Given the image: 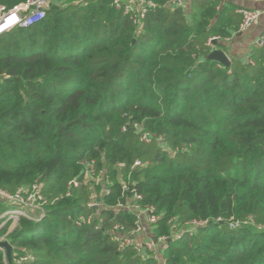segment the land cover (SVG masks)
<instances>
[{"label":"trees","instance_id":"16d2710c","mask_svg":"<svg viewBox=\"0 0 264 264\" xmlns=\"http://www.w3.org/2000/svg\"><path fill=\"white\" fill-rule=\"evenodd\" d=\"M150 1L141 27L112 0H54L44 20L0 36V189L39 181L47 199L39 222L1 229L11 264H264V44L253 65L223 66L210 40L240 15L219 0ZM92 161L111 188L100 210L83 182ZM121 181L159 216L161 263L111 240L114 225L133 228L114 211L132 196ZM10 207L0 201V215ZM194 221L206 225L173 239Z\"/></svg>","mask_w":264,"mask_h":264},{"label":"built area","instance_id":"2783aa9c","mask_svg":"<svg viewBox=\"0 0 264 264\" xmlns=\"http://www.w3.org/2000/svg\"><path fill=\"white\" fill-rule=\"evenodd\" d=\"M54 0H31L27 3L16 6L13 9H6L0 7V36H3L16 28H29L45 19L47 11L50 9ZM188 0H170L169 5L172 7L184 6ZM111 5L117 11L122 12L127 16L130 21L137 27L143 25V21L146 15L156 10L159 6L157 3L150 0H112ZM239 14L242 16V23L240 25V31L245 32L252 24L257 22L261 16V13L253 10L240 9ZM218 40V38H212ZM263 42L261 41V44ZM253 65L254 62L250 61ZM264 67V63H263ZM138 128V126H136ZM125 130V129H124ZM142 141L145 143L151 142V137L148 132L142 135ZM83 182L90 184L92 187L97 188L95 193H99L100 197H106L111 194V188L108 182L103 180V176L95 169L94 162L83 163ZM141 163L137 162L135 167L140 166ZM81 185L79 179H74L68 184V189L72 187H78ZM122 189L124 193H131L132 196H128L125 201H119L114 208L116 213L125 212L128 215L134 217L133 228L127 230L125 225L116 224L110 231L111 240L119 244L120 250L126 248L134 249L137 254L161 260V251L167 248L168 241L165 237L158 238L157 242L154 241L155 236L152 233L154 225L158 222L159 216L155 214V209L149 206L141 205L142 196L137 193L136 189L130 190L127 185L122 183ZM42 183L36 181L31 190L22 189L15 194H12L6 190L0 189V201L9 204L11 207H16L17 210L6 211L0 215V222L2 226L12 223V228H9L8 234L12 232L20 218L25 217L30 220L39 222L45 217L46 210L45 205L47 199L41 192ZM70 196V193L66 195ZM92 201L88 207L96 208L100 210L103 207V203L95 194L91 197ZM92 217H79L78 225H91ZM206 225V222L194 221L186 227L175 230L173 239H180L187 233L193 234L197 228ZM239 226L236 224L235 226ZM261 229V228H260ZM7 236V235H6ZM6 236L0 238V244L8 242ZM0 251L6 256V264L8 263L6 250L0 246ZM29 257L23 258L19 263L27 261ZM162 261H160L161 263Z\"/></svg>","mask_w":264,"mask_h":264},{"label":"crops","instance_id":"0c3cea01","mask_svg":"<svg viewBox=\"0 0 264 264\" xmlns=\"http://www.w3.org/2000/svg\"><path fill=\"white\" fill-rule=\"evenodd\" d=\"M219 2L220 11L226 9L227 11H234L235 14L240 15L238 11L240 9H246L261 13L259 20L252 24L245 32L240 31V25L242 23V16L240 15V25L238 27L231 26L228 28L229 35L225 38H218L221 45L219 48L216 47L213 50L221 49L231 60V63L234 60L242 62L252 61L256 48H261L264 44V0H219ZM189 4L188 9L190 8ZM228 22L230 23L231 20H228ZM261 41L263 42L262 44Z\"/></svg>","mask_w":264,"mask_h":264},{"label":"water","instance_id":"95a60500","mask_svg":"<svg viewBox=\"0 0 264 264\" xmlns=\"http://www.w3.org/2000/svg\"><path fill=\"white\" fill-rule=\"evenodd\" d=\"M214 46H216L218 44L217 40H213L211 42ZM210 60L219 62L220 64H222L223 66L229 67L231 66V60L228 58V56L221 50H215L213 51L209 57ZM154 241L157 242V238H154ZM170 242V241H169ZM0 246L2 248H4L6 250V255H7V259L8 262L11 264L12 263V259H13V254H12V246L9 242H3L0 244Z\"/></svg>","mask_w":264,"mask_h":264},{"label":"rangeland","instance_id":"374dc122","mask_svg":"<svg viewBox=\"0 0 264 264\" xmlns=\"http://www.w3.org/2000/svg\"><path fill=\"white\" fill-rule=\"evenodd\" d=\"M95 195L97 196V197H100V194L99 193H95ZM14 210H17V208L16 207H10L9 209H8V211H14ZM4 221V220H3ZM2 221V222H3ZM2 222H0V231H1V229L4 227V226H2L3 224H2ZM12 223H10V224H7V225H10V228H12V225H11ZM18 226V225H17ZM16 226V227H17ZM10 228H9V230H10ZM8 230V231H9ZM0 238H2V237H0Z\"/></svg>","mask_w":264,"mask_h":264}]
</instances>
